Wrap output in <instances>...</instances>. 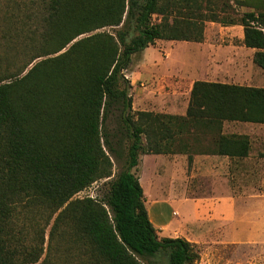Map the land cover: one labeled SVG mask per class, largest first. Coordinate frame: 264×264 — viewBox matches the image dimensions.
<instances>
[{"label":"trees","instance_id":"1","mask_svg":"<svg viewBox=\"0 0 264 264\" xmlns=\"http://www.w3.org/2000/svg\"><path fill=\"white\" fill-rule=\"evenodd\" d=\"M234 4L250 10L234 13L228 0H40L36 53L0 71V264H72L49 258L53 239L62 255L82 249L79 264H195L189 241L159 236L150 221L139 157L185 147L248 158L250 138L223 125H264V88L197 80L185 116L132 112L124 72L158 40L203 42L206 23L240 26L264 71V0ZM102 180L101 199L74 198Z\"/></svg>","mask_w":264,"mask_h":264},{"label":"rangeland","instance_id":"2","mask_svg":"<svg viewBox=\"0 0 264 264\" xmlns=\"http://www.w3.org/2000/svg\"><path fill=\"white\" fill-rule=\"evenodd\" d=\"M21 2L26 10L24 23L16 22L19 31L16 37L18 31L12 29L11 14L18 13L17 5ZM228 2L234 13L250 10L235 7V0ZM40 10V0H0V71L13 72L36 53L31 47L36 48L40 41V28L32 14ZM4 27L11 30L4 33ZM98 31L113 32V29ZM203 34L201 43L158 40L132 57L124 72L131 84L128 94L132 112L168 113V104L177 113L182 108L177 107L178 102L187 99V91L197 80L264 88V71L252 62L254 50L243 47L240 26L206 23ZM109 125L113 127L114 122ZM225 132L245 134L251 140L250 156L234 170V178L228 182L201 177L190 166L175 163L171 156L156 160L141 155L135 173L145 193V207L151 222L158 223L160 210L161 218L171 223L169 228L176 226L170 235L155 227L159 236L181 237L193 245L199 256L195 264H264V125L238 124L227 127ZM123 161L124 158L115 163L114 175ZM105 182L91 185L74 198L101 199ZM169 191L176 196L168 203H154V198L166 196ZM208 195L218 199L214 208L206 205L205 210L191 201ZM229 196L233 199L227 202ZM49 229L50 226L45 231L41 259L46 255ZM81 253L82 249H74L72 257L62 255L53 239L49 258L56 263L70 259L72 264H79L87 261ZM161 262L167 264L164 259Z\"/></svg>","mask_w":264,"mask_h":264},{"label":"crops","instance_id":"3","mask_svg":"<svg viewBox=\"0 0 264 264\" xmlns=\"http://www.w3.org/2000/svg\"><path fill=\"white\" fill-rule=\"evenodd\" d=\"M240 39L242 41L243 37L241 36ZM244 48L248 49L246 47ZM249 50H253V49H249ZM189 93H190V89L187 91V99L182 102L180 101L178 102L177 107L182 105V108L180 107L177 113H176V110L174 109V106L167 104L166 107H168L169 112L164 113V114L185 116L186 109H187L188 102H189ZM169 106H171L173 110H171ZM238 124H249V123H235V122L224 123L223 132L226 133L225 129L227 127L233 128ZM249 125H255V124H249ZM227 134H231V133H227ZM202 150L203 151H197L196 153L193 154L189 148L182 147V148H177L175 150V153L173 154H167V155L159 154V155H145V156H148V157L150 156L152 157V159H156V160L164 159V156H171L175 163H178V164L184 163L186 167L190 166L192 168V171L200 175L201 177H210L214 181L221 180L223 182H228L231 179H233L234 177L232 175L234 173V170L240 165L241 162L244 163L245 161V159L241 161L230 160L229 157L227 156L211 154L209 150H207L206 148H203ZM189 156H192V160L190 163L188 162ZM153 195L156 196L155 194ZM163 196L164 195H162L161 197H158L157 199L154 198V203L156 204L164 203V202L168 203V201H170L176 195L174 194V192L169 191L168 193H166L167 197L164 196L163 198ZM232 199L233 198L231 196L226 197L227 202H230ZM191 201L193 204H196V205L198 204L199 208H205V207H208L209 205H211L212 208H214V204L218 201V199L217 197L208 195V196L192 199ZM156 209L158 210L159 208L157 207ZM157 213H158L157 220L158 219L159 220H158V223L152 222L153 225L155 224L154 227H156L159 230H162V233L169 232L168 235L174 233L176 230V226H172L173 229H170L169 227H171L170 226L171 223L170 222L168 223V221L165 222L163 218H161L160 210H158Z\"/></svg>","mask_w":264,"mask_h":264}]
</instances>
